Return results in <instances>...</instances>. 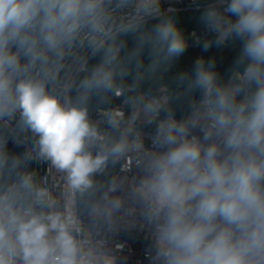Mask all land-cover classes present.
I'll return each mask as SVG.
<instances>
[{"label":"clouds","instance_id":"1","mask_svg":"<svg viewBox=\"0 0 264 264\" xmlns=\"http://www.w3.org/2000/svg\"><path fill=\"white\" fill-rule=\"evenodd\" d=\"M193 2L186 33L164 0H0V264H115L81 213L130 209L150 264H264V0ZM190 41L209 55L174 70ZM237 44L224 77L214 48ZM130 156L136 183L101 205L96 177Z\"/></svg>","mask_w":264,"mask_h":264},{"label":"built area","instance_id":"2","mask_svg":"<svg viewBox=\"0 0 264 264\" xmlns=\"http://www.w3.org/2000/svg\"><path fill=\"white\" fill-rule=\"evenodd\" d=\"M164 2L170 12L184 14L192 11H203V7H197L193 0H164ZM200 32H204L203 25L200 27ZM196 48L199 46L190 41L189 49ZM164 89L166 88L160 90L163 91ZM114 103L119 105L120 100L117 99ZM96 118L97 114H94L93 119ZM145 131L148 132L149 130L146 129ZM0 134L9 135V130L0 129ZM7 151L10 154H19L25 151V147L14 146L9 142ZM28 169L35 170L37 179L46 184L58 197H61L63 178L49 162L34 160L28 165ZM107 170L108 179L97 196L101 205L116 195H126L127 198L131 187L136 183L139 176L138 158L130 156L114 166L109 165ZM114 185H123V193L112 192L111 189ZM63 203L64 201L61 199V206ZM129 203L130 200H127L126 206ZM80 219L81 233L79 238L89 245L95 246L100 252L115 257V264H150L146 258V250L151 244L150 232L135 211L130 209L129 214L121 215L115 228L94 220L87 213H81Z\"/></svg>","mask_w":264,"mask_h":264},{"label":"trees","instance_id":"3","mask_svg":"<svg viewBox=\"0 0 264 264\" xmlns=\"http://www.w3.org/2000/svg\"><path fill=\"white\" fill-rule=\"evenodd\" d=\"M200 13L201 12L192 11V12L184 13L182 15H177L176 23L178 26H182L185 32L187 33L196 28V24L199 21ZM201 26L202 24L200 25V27ZM238 51H239V44L235 46L228 45L222 48H214L215 55L219 60V63L217 65V71L220 72L224 77H227L229 75V70L231 69L233 60L237 55ZM199 55L208 56L209 53L203 52L200 47L196 49H188V52L185 54V57L181 61L177 62L176 68L174 70H178L182 65L183 66L188 65L192 59L196 58ZM159 87L160 89L167 88L170 90L172 86L169 83H163ZM185 108H186V104L178 107V111L176 113L177 119H179L180 116L183 114ZM107 169L105 171L106 173L96 177V180L101 186L98 189L96 196H98L102 186L108 179Z\"/></svg>","mask_w":264,"mask_h":264}]
</instances>
